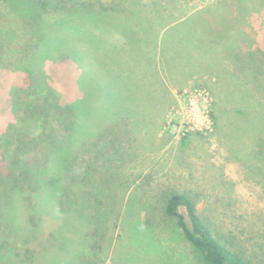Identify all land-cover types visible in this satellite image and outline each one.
Returning <instances> with one entry per match:
<instances>
[{
	"label": "rangeland",
	"instance_id": "374dc122",
	"mask_svg": "<svg viewBox=\"0 0 264 264\" xmlns=\"http://www.w3.org/2000/svg\"><path fill=\"white\" fill-rule=\"evenodd\" d=\"M66 1L98 17L67 37L96 71L81 76L75 60L55 58L44 68L39 97L11 65L26 52L27 38L19 36L7 67L0 65V141L41 158L36 141H70L66 104L79 98L83 111L89 91L90 114L78 112L81 137L60 178L65 209L51 205L39 227L25 215L15 233L0 216V264H52L60 229L72 238L88 231H96L93 240L104 237L91 255L85 250V264H204L165 213L173 193L193 199L233 250L264 264V0ZM108 16L130 22L115 29ZM228 35L233 55L221 48ZM243 37L253 61L240 60ZM16 123L18 133L9 127ZM60 257L58 264L70 258Z\"/></svg>",
	"mask_w": 264,
	"mask_h": 264
},
{
	"label": "trees",
	"instance_id": "16d2710c",
	"mask_svg": "<svg viewBox=\"0 0 264 264\" xmlns=\"http://www.w3.org/2000/svg\"><path fill=\"white\" fill-rule=\"evenodd\" d=\"M0 6L2 7H0V65L7 67L5 61L9 58V54L13 55L17 48L12 45L19 36H26L27 42L22 43V47L26 51L23 59L20 61L17 58L19 62L13 59L14 64L11 65L15 67L14 71L24 72L29 76L32 83L34 82L35 89H39V97L42 88L39 83L42 84L44 80V68L51 60L54 61L53 59L55 58L57 60L65 58L75 60L74 63L81 70V76L83 74H92L96 71L91 58H88L87 54L81 51L77 45H71V40L69 42V39H67L72 31L78 29L77 26L79 25H96L98 17H93V12L90 11V9H93L92 7L83 6V8H77L74 2L70 5L66 0H0ZM62 12L63 15L57 18V14ZM100 13L104 14V12ZM109 19L115 29L122 25L126 26L125 23L129 24L130 22L129 19V22L124 21L122 16H115L113 19L109 17ZM230 30L229 34L233 33L234 28ZM220 42L222 43L221 48L233 55L235 37L231 35L221 37ZM242 42L244 53L240 55V60L245 58L253 61L256 53L254 51L251 52L247 48L244 37ZM234 55L237 57L236 54ZM11 57L13 58V56ZM106 65L107 63L104 66ZM9 67L11 66L9 65ZM101 68L102 70H107V68ZM262 68L264 73V63ZM52 93L50 91V94ZM87 93V95L83 94V97L86 96L88 98L80 100V104L86 106L81 112L89 115V105H91L94 97L91 95L89 99V94L91 93L89 91ZM76 100L66 104L64 108L69 117V126L66 132L67 134L69 133L68 137H71L66 146L64 141H58L53 138H51V144L44 143V141H36V145H38L36 148L43 155V157L38 158L31 157L29 153L20 151V149H18V152L13 148L7 147L11 143L6 139H1L0 141V153L1 148L4 150L6 146V151H3V154L1 153L3 155H1V159L4 163H1L0 159V167L3 166L4 168L3 172L0 171V216L8 225L11 233L19 232L23 229L26 226V221H35L39 227V224L43 223V215L48 213L51 205L57 207L59 211L66 207L59 203V199L67 200V191L63 189L60 178L69 169V150H75V138L79 135L81 137L80 132H82L79 129L80 125H76L78 112L81 113L80 110H77ZM85 109H87V112H85ZM16 117L19 118H16L17 122L22 119L25 120L24 117L18 115ZM9 127L12 128L14 133H18L20 129L19 123L10 124ZM91 131L95 133V128L89 127L86 132L92 133ZM72 178L74 179V177ZM70 206L68 205V207ZM182 207H184L190 223L186 221V217L181 211ZM165 213L176 219L177 226L193 246L197 257L204 264H252L251 260L244 258L239 252L233 250L223 235L209 228V225L198 212L196 203L186 194H171L166 202ZM25 215H27V220L23 224L25 220L23 216ZM82 216L83 214L80 213V219H82ZM83 222V225L87 223L89 225L90 223L86 218ZM71 223L63 221V226L66 227L65 231L71 230L69 229V226L72 225ZM95 233L96 231L94 233L88 231L83 237L80 235V241V236L78 238L68 237L64 235V229L58 230L57 235L60 236L59 244L53 248H57L56 251L59 252L55 251L53 254L49 252L50 256H53L52 260L57 259L52 264L60 262L58 260L61 258V254L70 256L67 264H85L83 262L85 250L87 249L88 254L91 255L90 248L101 242L105 243L103 236L98 240H93ZM96 235L98 236V233ZM88 238L93 241L90 242ZM49 254L45 251L44 257L49 256ZM88 264H91V262H88Z\"/></svg>",
	"mask_w": 264,
	"mask_h": 264
},
{
	"label": "crops",
	"instance_id": "0c3cea01",
	"mask_svg": "<svg viewBox=\"0 0 264 264\" xmlns=\"http://www.w3.org/2000/svg\"><path fill=\"white\" fill-rule=\"evenodd\" d=\"M236 59V58H235ZM156 97H157V94H156ZM158 110H161V108H158Z\"/></svg>",
	"mask_w": 264,
	"mask_h": 264
}]
</instances>
